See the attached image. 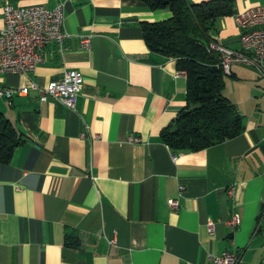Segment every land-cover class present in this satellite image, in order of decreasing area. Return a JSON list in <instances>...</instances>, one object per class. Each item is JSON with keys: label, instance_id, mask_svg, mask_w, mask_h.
Wrapping results in <instances>:
<instances>
[{"label": "crops", "instance_id": "crops-1", "mask_svg": "<svg viewBox=\"0 0 264 264\" xmlns=\"http://www.w3.org/2000/svg\"><path fill=\"white\" fill-rule=\"evenodd\" d=\"M231 1L212 38L238 49L233 16L264 0ZM5 3L62 5L68 37L62 52L49 44L33 72L0 75V92L13 91L0 113L23 138L0 164V264H212L208 256L225 251L237 264H264V79L232 66L223 95L242 133L173 154L160 134L186 105V78L174 59L149 51L140 28L169 11L139 0H0V30ZM70 70L83 75L75 111L18 93Z\"/></svg>", "mask_w": 264, "mask_h": 264}, {"label": "trees", "instance_id": "trees-1", "mask_svg": "<svg viewBox=\"0 0 264 264\" xmlns=\"http://www.w3.org/2000/svg\"><path fill=\"white\" fill-rule=\"evenodd\" d=\"M139 1L153 11L171 13L167 20L142 22L140 28L149 51L174 59L186 78V105L162 130L161 141L176 154L201 151L240 135L242 116L223 95L225 75L216 67V56L206 50L217 19L233 15L232 1ZM22 141L0 113V164L9 162Z\"/></svg>", "mask_w": 264, "mask_h": 264}, {"label": "built area", "instance_id": "built-area-1", "mask_svg": "<svg viewBox=\"0 0 264 264\" xmlns=\"http://www.w3.org/2000/svg\"><path fill=\"white\" fill-rule=\"evenodd\" d=\"M238 28V49H231L217 42L209 41L206 50L216 56V67L225 76L231 75L232 66H243L254 70L264 79V4L247 8L233 16ZM65 13L62 5L48 9L41 5L29 7H13L5 3L3 7V28L0 30V75H25L33 72L43 63L44 50L54 44L62 52L63 42L68 37L64 32ZM80 46L90 48L88 38L80 40ZM83 86V75L77 70L64 72L58 81H51L44 87L31 83L28 88H20L18 93L38 91L39 101L57 102L71 111H75L76 103ZM12 90H3L0 97L10 99ZM127 143L137 144L140 139L128 137ZM174 158V157H173ZM183 188L179 187V191ZM233 194V189L229 190ZM169 206L178 207L177 201L170 200ZM239 224L238 215L234 214L225 225L235 229ZM207 232L212 234L214 223L207 222ZM212 264H237L239 256L225 251L219 256H208Z\"/></svg>", "mask_w": 264, "mask_h": 264}, {"label": "rangeland", "instance_id": "rangeland-1", "mask_svg": "<svg viewBox=\"0 0 264 264\" xmlns=\"http://www.w3.org/2000/svg\"><path fill=\"white\" fill-rule=\"evenodd\" d=\"M228 79V77L225 76V81Z\"/></svg>", "mask_w": 264, "mask_h": 264}]
</instances>
